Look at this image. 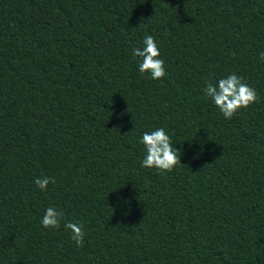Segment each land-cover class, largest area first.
Returning a JSON list of instances; mask_svg holds the SVG:
<instances>
[{"label":"trees","instance_id":"16d2710c","mask_svg":"<svg viewBox=\"0 0 264 264\" xmlns=\"http://www.w3.org/2000/svg\"><path fill=\"white\" fill-rule=\"evenodd\" d=\"M261 52L264 0H0V264H264ZM233 73L258 100L226 120L202 88ZM158 127L181 152L164 175L138 143Z\"/></svg>","mask_w":264,"mask_h":264},{"label":"clouds","instance_id":"9594fccd","mask_svg":"<svg viewBox=\"0 0 264 264\" xmlns=\"http://www.w3.org/2000/svg\"><path fill=\"white\" fill-rule=\"evenodd\" d=\"M132 55L134 58H139V73L147 74L152 80H161L165 77L164 60L160 58L161 53L154 36L145 34L143 47L134 48ZM259 59L264 63V52L259 54ZM202 91L226 120L232 119L240 109H246L258 100L256 90L235 73L220 78L216 83L210 79L205 80ZM138 143L142 144L145 150L142 160L143 168L156 169L159 174L164 175L172 172L178 164H181V152L174 147L171 137L164 127L144 132ZM34 183L41 191H46L47 186L50 183L55 184L56 181L54 177L42 176L37 178ZM63 216L62 211L49 206L41 219V225L44 229H59ZM63 226L69 232L70 239L75 243V246L83 247L85 236L83 224L68 221Z\"/></svg>","mask_w":264,"mask_h":264}]
</instances>
